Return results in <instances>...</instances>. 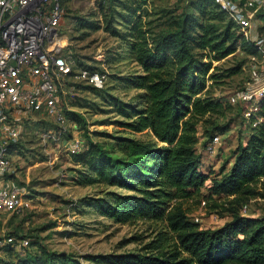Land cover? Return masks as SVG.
Listing matches in <instances>:
<instances>
[{
	"label": "trees",
	"instance_id": "trees-1",
	"mask_svg": "<svg viewBox=\"0 0 264 264\" xmlns=\"http://www.w3.org/2000/svg\"><path fill=\"white\" fill-rule=\"evenodd\" d=\"M191 2L204 11L208 5L212 6L226 16L214 0ZM64 3L62 0L65 6ZM137 13L126 34L142 72L131 76L129 81L146 90L147 106L134 108L138 119L127 124L133 131L147 129L155 141L137 142V148L129 152V160L119 162L111 152H106L107 156L101 149L100 153L96 152V148L102 146L91 137L83 114L72 111L68 105L64 110L84 136V148L72 157L78 164L91 163L95 176L89 181L136 192L112 191L110 203L99 197L103 214L122 222L141 217L161 223L150 228V239L143 244L142 251L106 255L107 263L264 264V218L241 213L244 203L252 198H264V121L258 126L249 124L250 133L219 170L213 166L203 169L202 155L197 150L199 119L209 112L234 105L222 95L215 97L207 93V79L213 77L208 74L212 61L198 58L193 49H209V53H205L210 55L209 59L222 58L242 43L240 34L230 20L225 29L219 30L218 23L207 19L199 21L188 13L179 19L180 28L156 32L147 26L149 23L142 18L141 11ZM74 58L78 66L101 69ZM239 66L232 69V73L237 72ZM70 84L104 88L83 81ZM261 102L264 111V98ZM231 123H224L215 131L206 129L203 144L206 146L214 136L225 133ZM192 198H197L199 203L206 199L207 207L228 213L231 219L215 228L200 226L190 214L192 209L184 204V199ZM33 243H37L36 237L31 238L30 246ZM3 253L7 256L0 258V264H48L45 257L29 249L23 256L6 246Z\"/></svg>",
	"mask_w": 264,
	"mask_h": 264
},
{
	"label": "rangeland",
	"instance_id": "rangeland-1",
	"mask_svg": "<svg viewBox=\"0 0 264 264\" xmlns=\"http://www.w3.org/2000/svg\"><path fill=\"white\" fill-rule=\"evenodd\" d=\"M191 1L65 0V15L58 28L65 50L69 49L79 60L99 64L106 71V87L72 85L63 96L72 111L85 117L91 137L102 146L96 148L97 153L100 149L106 156V152H111L119 162H124L129 160L132 148H137V142L155 141L147 129L133 131L127 124L138 119L134 108L147 106L146 90L129 81L131 76L142 72L141 65L134 60L131 39L126 34L138 11L148 21L147 26L156 32L180 28L178 21L186 13L199 21L207 19L218 23L219 30L230 23L229 18L214 7L208 5L204 11ZM193 33L196 34L195 31ZM231 36H234L232 26ZM193 52L200 59L212 61L208 74H213V77L207 79L206 87L209 95H222L227 100L228 93L238 90L246 81L247 53L242 43L234 52L217 59H209L210 55H205L209 49L195 47ZM237 66L238 71L232 73ZM75 81L79 80L72 78L69 83ZM242 116V107L234 105L219 112H209L199 119L197 150L202 155L200 165L203 169L213 166L219 170L250 133L249 122L242 121ZM229 121H232L230 129L220 133L218 142L213 139L208 145L203 144L206 129L209 132L218 130ZM46 123L44 119V122H33L24 129L23 145L18 148L20 169L13 181L24 189L28 205L22 214L7 211L0 214V235L27 233L32 239L36 237L37 243H33L29 250L41 254L48 264H109L106 255L142 251L143 244L150 239V228L161 223L141 217L122 222L103 214L97 200L99 197L110 203L112 191L121 194L136 192L100 181L90 182L95 176L91 163L74 162L72 155L63 148L64 139L59 144L43 142L42 131L38 130ZM208 146H215V149ZM184 204L192 209L193 220L199 217L202 227H219L231 219L230 214L218 213L199 203L197 198L184 199ZM247 206V209H241V213L264 218V198H252ZM5 256L7 254L0 252V258Z\"/></svg>",
	"mask_w": 264,
	"mask_h": 264
},
{
	"label": "built area",
	"instance_id": "built-area-1",
	"mask_svg": "<svg viewBox=\"0 0 264 264\" xmlns=\"http://www.w3.org/2000/svg\"><path fill=\"white\" fill-rule=\"evenodd\" d=\"M214 1L240 34L247 53L246 81L228 93L227 101L241 106L245 121L258 126L264 121V0ZM64 13L62 0H0V214H22L28 205L24 189L13 181L20 169L18 148L25 127L45 119L46 125L38 130L43 142L59 144L64 139L68 155L80 152L85 139L65 114L64 93L72 78L99 87L106 84V72L78 66L70 50H65L58 35ZM219 136H214L215 143ZM201 202L206 206V199ZM194 220L199 222V217ZM30 242L27 233H4L0 252L7 246L25 256Z\"/></svg>",
	"mask_w": 264,
	"mask_h": 264
}]
</instances>
